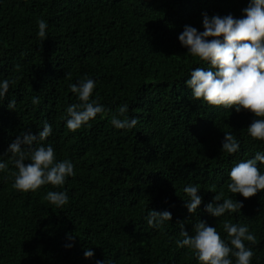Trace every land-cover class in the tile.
Here are the masks:
<instances>
[{
    "label": "trees",
    "instance_id": "trees-1",
    "mask_svg": "<svg viewBox=\"0 0 264 264\" xmlns=\"http://www.w3.org/2000/svg\"><path fill=\"white\" fill-rule=\"evenodd\" d=\"M248 4L0 0V82L10 81L0 100V162L8 165L0 170V264H201L195 250L176 243L183 239L181 225L191 235L199 221L226 242L224 222L247 225L256 237L255 244L245 241L254 253L250 264H264V190L248 199L228 190L231 169L264 154V141L248 133L257 117L195 99L185 82L195 68L210 65L179 41L185 26L204 31V14L241 18ZM41 19L45 38L38 36ZM84 78L95 81L90 101L105 111L70 131L67 108L81 103L70 85ZM113 116L138 123L117 129ZM45 123L51 135L32 147L51 145L56 161L70 160L75 175L62 186L20 191L13 186L18 169L9 145L22 132L38 135ZM225 133L239 143L236 153L222 150ZM258 168L264 174V164ZM187 185L198 186L202 197L195 213L185 206ZM49 191L65 192L68 203L53 205L45 199ZM221 192L242 209L218 218L207 213ZM151 210L172 218L150 226ZM86 250L94 256L86 258ZM229 258L235 264V256Z\"/></svg>",
    "mask_w": 264,
    "mask_h": 264
},
{
    "label": "clouds",
    "instance_id": "clouds-1",
    "mask_svg": "<svg viewBox=\"0 0 264 264\" xmlns=\"http://www.w3.org/2000/svg\"><path fill=\"white\" fill-rule=\"evenodd\" d=\"M243 13L241 18H234L231 14L224 17H209L204 14L203 32L185 26L179 35V41L188 49V53L210 65L208 69L195 68L185 83L197 100L202 98L209 105L235 107L237 113L241 109L253 113L257 119L248 127V133L254 139L264 141V0H249ZM38 27V36L45 38L46 21L38 20ZM95 86V81L90 78L70 85L71 91L77 93L81 101L67 108L69 118L66 127L70 131L80 129L97 114L105 111L97 100L90 101ZM9 87V80L0 82V100L6 97ZM32 103L39 104V97H33ZM15 104L16 101L11 100L9 109H14ZM127 111V104L120 106V116ZM137 123V118L120 119L113 116L111 119V124L117 129H131ZM51 132V125L45 123L38 135L22 132L9 145L8 151L16 157L14 165L18 169L13 185L16 189L28 192L36 191L47 184L62 186L67 177L75 175L74 165L70 160L56 161L51 145L32 147L37 140L44 141ZM239 148L240 145L233 134L225 133L222 150L233 154ZM26 159L30 162L26 163ZM258 162L264 164V154L260 152H257L254 158L241 161L231 169V183L228 184L231 193H239L248 199L264 190V174H261ZM7 167V163L0 162V170ZM183 191L190 197L185 206L189 213H195L202 203V197L198 194L199 187L187 185ZM45 199L57 207L68 203V196L63 191H49ZM242 207V202L224 198L221 192L213 197L212 202L205 206V210L218 218L225 212H238ZM171 218L168 211L151 210L147 222L150 226L159 227ZM223 228L228 236L227 242L221 238L215 227L204 221L194 225V234L191 235L183 230L181 225L183 239L176 241L177 246L195 250L201 264H233L229 258L230 254L235 256V264H250L254 253L246 246L245 241L255 244V235L247 225L226 221ZM84 255L86 258H92L94 252L86 250ZM96 264H104V261L97 260Z\"/></svg>",
    "mask_w": 264,
    "mask_h": 264
}]
</instances>
